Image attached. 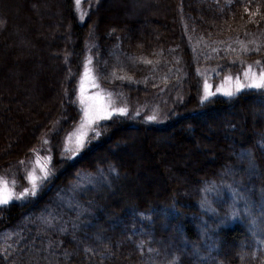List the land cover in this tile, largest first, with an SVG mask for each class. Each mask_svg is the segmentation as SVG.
<instances>
[{
  "label": "trees",
  "instance_id": "trees-1",
  "mask_svg": "<svg viewBox=\"0 0 264 264\" xmlns=\"http://www.w3.org/2000/svg\"><path fill=\"white\" fill-rule=\"evenodd\" d=\"M120 1L111 21L108 0H83L82 19L73 0H0V170L44 138L52 147L37 194L0 207V264H264V90L201 103L197 74L264 67V0ZM243 36L249 50H225ZM87 53L128 103L178 81L185 98L160 125L99 122L66 160L59 139L79 119ZM30 84L35 96L18 90ZM83 173L101 181L61 199Z\"/></svg>",
  "mask_w": 264,
  "mask_h": 264
},
{
  "label": "rangeland",
  "instance_id": "rangeland-1",
  "mask_svg": "<svg viewBox=\"0 0 264 264\" xmlns=\"http://www.w3.org/2000/svg\"><path fill=\"white\" fill-rule=\"evenodd\" d=\"M82 1L83 0H81L79 5H77L76 0H73L75 12L80 19H82L85 14V9L82 4ZM108 4L111 8L113 7L114 11L118 12V16H119L118 17L117 15H114L113 17L108 19L111 21L119 20V19L121 20L123 14V7H122L123 5L121 1L108 0ZM241 38L243 39L242 40L235 39L233 42L228 43L227 46H225V50L229 52L240 50V48L249 50L253 43L252 39L249 38L246 40V36H243ZM216 46L218 47V45ZM218 49L220 50L221 48L219 47ZM83 63L84 65L76 80V83L74 84L75 102L80 106L79 119L72 126V128L68 130L65 134H63L59 139L60 140L59 156L63 159L72 160L73 158L78 156V154L81 152V150L78 149V141L84 137H86L87 139L88 135L92 132V130H94L96 124L104 120H107V119H103L96 121L92 124H89L84 116L85 107H89L92 110L91 113L92 115H95V112L100 108L106 107L109 111L113 112L114 113L113 115L115 116L119 115L116 114L117 109L124 108L127 110V115H120V116H130V117L141 116L144 117V120H147L150 123H155L160 125L163 124L169 116H171L172 112H174L177 105H180L182 102H184L185 87L184 85L181 84L182 82L178 81V84H174L173 88L170 89V87L167 88L164 86L161 89L154 90V92L151 93V96L145 98L144 100H142V102H138V104L133 105L132 102L128 103L125 100L116 97L114 92L102 86V84L98 81V77L93 66V57H91L90 53L86 54ZM249 66L251 67L250 75L252 73L259 74L260 72H264V67L261 66L259 63H257V61H252L249 63L245 62L240 68H238L236 72L226 73L216 78H214L216 71L215 69L213 68L198 69L197 74L201 78V85L199 88L200 102L204 95L205 83L211 86L210 91L213 93V95H211L210 98L214 96L229 97V96H225L223 92L230 89L235 90L237 77L239 78V83L241 84L249 83V79L246 78L244 75V73L249 70ZM43 76L48 78L47 76L49 75L43 74ZM227 77H231L232 78L231 81L226 80L225 78ZM180 79L181 77H179L177 80ZM24 82L26 81H23V83ZM27 87H29L28 91L22 89L21 90L18 89V90L20 92H27V93L29 92L31 96H35L33 90L31 89V84L28 85ZM49 90L52 89L49 88ZM246 90H256V89L245 88L242 91H246ZM81 97H83L85 100V103L83 105L80 102ZM153 116L156 117L155 120L149 119L150 117ZM134 135L130 136V134H128V137L134 138ZM141 137L142 136H140V138ZM94 138H96V136ZM159 142L160 140L154 139V141H152L150 145L156 146L159 144ZM171 145L173 147V145L175 144L171 143ZM137 147L139 150H141L142 145L137 144ZM173 148H175V146ZM51 152H52V147L49 145L48 140L44 138L39 142L38 146L34 149L33 153H31V155L28 158L19 160L17 163L11 165L6 169L5 168L1 169L0 178H2L3 181L7 182V187L13 192L14 195H19L21 192H23L25 188H29V190H31V183L29 180L30 176L34 175L37 178V181L40 185L41 182L45 180L43 179L44 176L43 170H46L49 174ZM123 153L125 155L128 154L129 156H133V153H131L130 148L124 150L122 154ZM131 164H135L138 167L141 166L139 161L137 160L136 161L131 160ZM141 174H142L141 172H138L136 174V177H139ZM125 175L126 173L123 174L124 177ZM126 177H128V175H126ZM149 179L150 177L148 175L144 176L142 183ZM100 181H101L100 173H95V174L83 173L81 175H78L77 179L72 184H70L71 186L69 188V191L67 190L66 195L63 196V198L61 199H63L64 201H69L68 199L70 197H73V194L76 196V194L79 193L83 187L85 188V185L88 184V186L89 185L94 186L96 183H99ZM137 186L138 188H140L138 189L139 190L138 193L141 194L140 191L145 189H143V185L140 183H137ZM31 198H33V196H28L25 199H14L11 202H24Z\"/></svg>",
  "mask_w": 264,
  "mask_h": 264
},
{
  "label": "snow or ice",
  "instance_id": "snow-or-ice-1",
  "mask_svg": "<svg viewBox=\"0 0 264 264\" xmlns=\"http://www.w3.org/2000/svg\"><path fill=\"white\" fill-rule=\"evenodd\" d=\"M81 0H76V4L79 5ZM259 63V62H257ZM251 73V67L249 66V70L244 73L245 77L249 79V83L247 84H241L239 83V78H236V87L235 90H226L223 92L225 96H233L236 93L242 91L245 88H252L256 90H264V72H260L259 74ZM228 81H231V77L225 78ZM211 86L207 83L204 85V95L201 99V103L207 101L213 93L210 91ZM81 104L83 105L85 103V100L83 97H81ZM92 110L89 107H85L84 109V116L85 119L88 121L89 124H92L96 121L103 120V119H110L112 115L114 114L113 112L109 111L106 107L100 108L95 112V115H92ZM116 114L119 115H127V110L124 108H120L116 110ZM149 119L155 120L156 117H150ZM99 135V133H97ZM86 137L81 138L78 141V149L82 150L83 147L87 143ZM44 171V176L43 179L48 178V172L46 170ZM30 183H31V190L29 188H25L23 192H21L19 195H14L13 192L7 187V182L3 181L2 178H0V207L8 205L12 200L14 199H25L28 196H35L37 194V191L39 190V183L37 181V178L33 175L29 177ZM228 188H232L231 185H226ZM247 211L250 212V209H246ZM234 216H236V213H233ZM264 216V213L261 214ZM238 218V216H236ZM251 223H255V220H252Z\"/></svg>",
  "mask_w": 264,
  "mask_h": 264
}]
</instances>
